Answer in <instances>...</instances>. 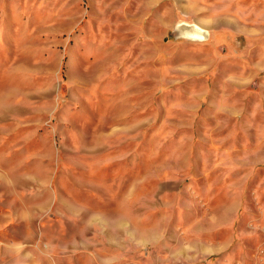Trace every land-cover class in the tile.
<instances>
[{
	"label": "rangeland",
	"instance_id": "rangeland-1",
	"mask_svg": "<svg viewBox=\"0 0 264 264\" xmlns=\"http://www.w3.org/2000/svg\"><path fill=\"white\" fill-rule=\"evenodd\" d=\"M0 264H264V0H0Z\"/></svg>",
	"mask_w": 264,
	"mask_h": 264
}]
</instances>
